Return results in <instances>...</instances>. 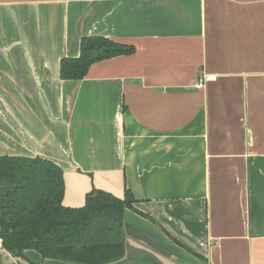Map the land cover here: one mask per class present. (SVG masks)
Wrapping results in <instances>:
<instances>
[{
  "label": "crops",
  "instance_id": "crops-1",
  "mask_svg": "<svg viewBox=\"0 0 264 264\" xmlns=\"http://www.w3.org/2000/svg\"><path fill=\"white\" fill-rule=\"evenodd\" d=\"M84 36L134 52L61 79ZM0 72V155L59 165L66 207L136 199L106 264H264V0H4Z\"/></svg>",
  "mask_w": 264,
  "mask_h": 264
},
{
  "label": "trees",
  "instance_id": "trees-1",
  "mask_svg": "<svg viewBox=\"0 0 264 264\" xmlns=\"http://www.w3.org/2000/svg\"><path fill=\"white\" fill-rule=\"evenodd\" d=\"M134 52V47L103 36L80 39L76 57H62L61 79H82L98 61ZM62 168L39 156L0 155V239L14 256L34 249L43 258L77 264H106L124 255L123 217L134 207L123 198L92 188L79 208L62 204ZM140 213V212H139Z\"/></svg>",
  "mask_w": 264,
  "mask_h": 264
},
{
  "label": "rangeland",
  "instance_id": "rangeland-1",
  "mask_svg": "<svg viewBox=\"0 0 264 264\" xmlns=\"http://www.w3.org/2000/svg\"><path fill=\"white\" fill-rule=\"evenodd\" d=\"M0 68H4V0H0ZM0 114L4 115V85L2 84H0ZM1 117L3 116L0 115Z\"/></svg>",
  "mask_w": 264,
  "mask_h": 264
},
{
  "label": "built area",
  "instance_id": "built-area-1",
  "mask_svg": "<svg viewBox=\"0 0 264 264\" xmlns=\"http://www.w3.org/2000/svg\"><path fill=\"white\" fill-rule=\"evenodd\" d=\"M203 85H204V78H202V79H199L198 80V82L196 83V87H203Z\"/></svg>",
  "mask_w": 264,
  "mask_h": 264
}]
</instances>
